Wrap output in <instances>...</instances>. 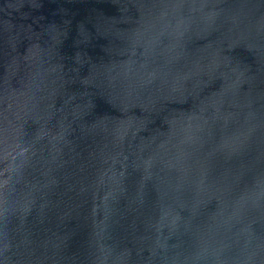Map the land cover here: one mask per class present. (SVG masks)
Masks as SVG:
<instances>
[{
    "label": "water",
    "instance_id": "obj_1",
    "mask_svg": "<svg viewBox=\"0 0 264 264\" xmlns=\"http://www.w3.org/2000/svg\"><path fill=\"white\" fill-rule=\"evenodd\" d=\"M0 264H264V0H0Z\"/></svg>",
    "mask_w": 264,
    "mask_h": 264
}]
</instances>
